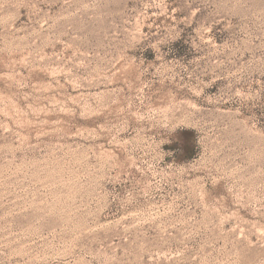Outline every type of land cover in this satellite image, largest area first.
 I'll return each mask as SVG.
<instances>
[{"label":"rangeland","instance_id":"374dc122","mask_svg":"<svg viewBox=\"0 0 264 264\" xmlns=\"http://www.w3.org/2000/svg\"><path fill=\"white\" fill-rule=\"evenodd\" d=\"M0 264H264V0H0Z\"/></svg>","mask_w":264,"mask_h":264},{"label":"trees","instance_id":"16d2710c","mask_svg":"<svg viewBox=\"0 0 264 264\" xmlns=\"http://www.w3.org/2000/svg\"><path fill=\"white\" fill-rule=\"evenodd\" d=\"M185 133H188V134H193V132L189 131V130H186ZM192 140V139H191ZM189 140L187 141V143L183 142L179 145L180 149L179 150H182L183 153L185 154V152L187 151V157H191L192 156V150H193V144H192V141ZM186 150V151H185Z\"/></svg>","mask_w":264,"mask_h":264}]
</instances>
